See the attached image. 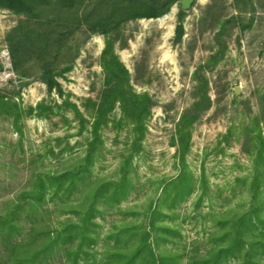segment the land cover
I'll list each match as a JSON object with an SVG mask.
<instances>
[{
    "label": "rangeland",
    "instance_id": "374dc122",
    "mask_svg": "<svg viewBox=\"0 0 264 264\" xmlns=\"http://www.w3.org/2000/svg\"><path fill=\"white\" fill-rule=\"evenodd\" d=\"M30 1L29 15L0 7V95L22 114L0 116V215L38 178L83 165L72 193L50 190L16 236L31 241L34 225L43 246L45 232L84 228L42 264H214L211 253L233 247L253 203L264 221V0H193L186 9L172 0L151 19L138 16L171 0H82L69 9ZM108 43L128 70L127 90L150 99V115L140 138L118 104L87 161ZM38 105L44 115H29ZM243 235L262 247L264 225ZM235 251L220 264H264L263 251Z\"/></svg>",
    "mask_w": 264,
    "mask_h": 264
},
{
    "label": "trees",
    "instance_id": "16d2710c",
    "mask_svg": "<svg viewBox=\"0 0 264 264\" xmlns=\"http://www.w3.org/2000/svg\"><path fill=\"white\" fill-rule=\"evenodd\" d=\"M79 1L82 0H60V3L66 9L73 8ZM172 0L165 5L163 12L159 13L156 9L151 10V13H144V15L138 16V18H157L163 14ZM0 7L8 10H12L17 13L31 14V1L30 0H0ZM183 35V30L180 27L178 30V37L181 38ZM102 66L105 71V90L102 94L100 103L95 105L94 111V123L92 125V136L93 141L90 144V150L88 153L87 161H91L93 150L97 144L101 142L100 130L102 126L107 125L109 121V116L112 114L119 104L125 119L131 121L134 131L140 136L144 135L145 120L147 116L150 115V99L146 96L137 95L132 93V91L127 90L129 73L126 67L120 62L119 58L114 54L112 45L107 44L102 58ZM48 85L50 91L57 86L54 79L45 81ZM91 103V101H89ZM35 112L39 116H43L46 112L44 105H38L37 108L31 107L28 114L32 115ZM11 115L18 122L22 117L21 108L17 103L9 101L5 96L0 95V116ZM74 114L79 118L82 125L84 124V117L80 110L74 106ZM185 119V118H184ZM188 125L182 126L179 130V150L181 153V163L183 166L186 165V154L189 150V139L190 135L186 131ZM262 156V153H260ZM83 169V165H79L78 168L72 172H66L61 175H54L49 177L38 178V181L32 187V191L27 194L22 195L19 199L13 201L9 209L2 215H0V264H42L43 261L47 259L54 253V250L59 247L60 242L64 244L70 242L76 238V236L83 234L84 228L81 225H68L64 231H58V234L51 236L50 232H45L47 234L46 243L41 246L39 239H34V233L36 229L34 225L30 229V235L32 239L18 241L17 235L22 231V223L26 219H31L34 215H37L39 208L46 200V197L50 190H54L55 195L63 193L64 196L71 194L74 190L75 182L79 174ZM185 180V179H184ZM183 176L179 178L178 183L184 185ZM120 187V186H119ZM123 188L114 189L112 195L118 197L121 195ZM186 188L182 186L180 192H185ZM251 190L253 196H256L255 192ZM98 194V193H97ZM95 195L97 198L99 195ZM251 209L247 211L242 217V225L238 233V238H231L230 243H233V247L227 249L214 250L212 255V260L214 264H220L223 258L229 256V254H234L235 247L247 251L246 254L251 255L253 251H263L264 244L262 247H258V243H252L250 245L246 244L244 241V230L254 232V229L258 230L259 225H264V221L258 217L253 216V212L257 213L254 203L251 205ZM94 213V207H91L90 211L87 213V220L92 218ZM26 217V219H25ZM75 234V236H74ZM243 243V244H242ZM39 244V245H38ZM242 244V248L240 245ZM35 247H34V246ZM37 245L39 247H37ZM264 254V253H263ZM136 260V257L131 258V261ZM161 260L160 264H163Z\"/></svg>",
    "mask_w": 264,
    "mask_h": 264
},
{
    "label": "water",
    "instance_id": "95a60500",
    "mask_svg": "<svg viewBox=\"0 0 264 264\" xmlns=\"http://www.w3.org/2000/svg\"><path fill=\"white\" fill-rule=\"evenodd\" d=\"M193 0H183L182 3L184 5V8H188L190 6V3L192 2ZM237 93H238V90H237Z\"/></svg>",
    "mask_w": 264,
    "mask_h": 264
}]
</instances>
